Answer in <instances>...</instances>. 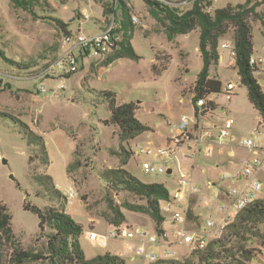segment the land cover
<instances>
[{
    "label": "rangeland",
    "instance_id": "374dc122",
    "mask_svg": "<svg viewBox=\"0 0 264 264\" xmlns=\"http://www.w3.org/2000/svg\"><path fill=\"white\" fill-rule=\"evenodd\" d=\"M124 1L141 18L133 37L134 47L141 54L140 60L123 58L108 67H102L104 61L86 58L77 72L65 78L59 76L41 80L34 76L61 52L63 34L80 28L85 31L104 28L111 22L113 15H104L103 6L97 0H37L28 9L16 5L13 0H0V50L4 53H0V202L8 205L13 216L14 232L26 249L46 250L47 237L40 234L39 217L35 212L25 209L24 204L43 208L59 202L54 193L46 191V184L35 181V176L49 173L64 193L70 185L73 186L76 196L70 202L68 199V212L77 221L85 223L86 230L90 228L89 225L96 223L89 222L88 213L103 220L96 231L107 233L110 230L105 218L109 212L110 196L127 212L129 219L126 222L129 225H139L158 238L153 249L160 255L165 237L157 233L150 216L143 213L140 218L136 212L123 207L125 201H143L121 188L110 187L101 173L109 168L123 166L147 183L161 182L177 190L178 169H187L190 184L184 203L190 198L189 207L193 215L192 218H184L183 224L198 230L201 225L206 226L208 218L217 220L223 216L219 209L222 204L220 194L227 188L239 185L222 177L224 173L230 175L239 172L241 159L251 156L250 150L241 146V141L250 137L255 140L259 138L256 132L259 112L248 99V90L241 82L238 69L229 66L230 49L220 47L224 60L213 67L211 74H219L222 92L209 96L208 100H213L216 108L208 111L203 123L213 128L217 137L215 124L221 127L225 125L226 119L233 118L235 123L230 129L231 136L222 145L218 140L212 143V156L206 154L207 143L203 146L192 140L185 144L178 162L174 160L168 163V166L174 165L177 169L174 175L144 172L142 165L147 156L133 154L136 144L147 145L151 141L150 146L153 148L165 146L175 133L173 126L180 124L184 116L189 120V128L196 131L191 91L203 67V60L196 50L199 31H193L189 36H179L180 43L177 40L170 42L164 27L150 14L143 0ZM163 1L181 10H187L190 6L183 0ZM245 1L220 0L218 5L224 7L229 3ZM120 10L119 6L118 13ZM253 25V55L264 59V28L259 20L253 21ZM231 36L232 32L228 34L229 38ZM156 54L161 58L157 63L160 66L170 60L168 68L159 76L152 70ZM257 79L264 88V73L258 74ZM40 81L45 83L47 92L42 93L37 89ZM230 82L236 84L231 98L227 94ZM102 91L115 92L118 103L138 104L137 117L151 127L150 136L145 132L125 144L127 151L131 152L126 165L122 163L125 153L120 149L119 128L106 123L111 117V110L108 101L100 93ZM182 97L184 102H181ZM17 119L28 123L34 131L44 136L51 160L49 166L42 163L38 149L27 144L21 127L15 122ZM233 136L235 139H232ZM76 161H79V165H71L67 173L68 164ZM11 174L16 180L11 178ZM258 179L264 183V172L258 175ZM210 182L216 184L210 186ZM194 187L201 188V193L195 195ZM27 195L30 199L26 198ZM258 195L264 196V188ZM206 201H209L208 205ZM165 214V231L170 240L175 242L171 244L172 250L176 252L167 257L181 262L197 261L192 255L195 250L180 243L174 236L182 222H175L170 213ZM49 231L47 228L46 232ZM214 238L210 236L208 241ZM132 241L110 238L107 246H101L91 242L85 233L81 236V244L88 258L106 252H118L127 256L126 264H153L136 253V260L130 258L128 248L134 244ZM251 244L258 246L256 240ZM260 248L254 264H264V247ZM26 264L48 263L36 261Z\"/></svg>",
    "mask_w": 264,
    "mask_h": 264
},
{
    "label": "trees",
    "instance_id": "16d2710c",
    "mask_svg": "<svg viewBox=\"0 0 264 264\" xmlns=\"http://www.w3.org/2000/svg\"><path fill=\"white\" fill-rule=\"evenodd\" d=\"M13 1L16 5L28 9L33 7L37 0ZM97 1L102 4L104 15H113L116 30L121 33L120 47L106 58L104 65L109 66L115 60L123 58L139 60L141 55L132 43L137 29V25L132 21V9L124 0H117V4L105 0ZM191 1L190 8L181 10L163 0H144L150 14L164 27L170 41L177 35L199 31L198 45L203 67L191 91L196 117L200 113V107L197 106L198 99L207 100L208 96L222 92V81L218 76H212L211 68L219 64L221 41L229 38L230 32L236 50L235 64L231 67L238 69L241 82L247 87L248 99L264 114V91L257 79L255 67L251 64L255 49L253 21L259 20L264 28V0H246L217 8L214 7L213 0ZM119 6L121 10L118 13ZM0 53L4 54L1 50ZM160 60L157 54V62L152 66L156 76L161 75L170 62V60L166 61L160 66L157 64ZM100 93L108 101L111 110V117L106 123L114 124L119 128L120 149L125 153L122 163L126 165L131 152L127 151L125 144L150 130L151 127L137 117V110L140 108L138 104L118 103L116 93L113 91ZM215 108V102L207 100L203 112L207 113ZM15 122L21 127L27 144L34 145L38 149L42 163L49 166L51 160L44 136L20 119ZM75 164L79 165V161L68 164L67 173L71 165ZM101 176L110 187L121 188L143 201H125L123 207L148 214L154 222L157 233L160 235L166 233L164 229L166 216L161 209V202L168 200L171 193L164 183H147L123 166L106 169ZM35 181L46 184V191L54 193L59 199L57 204L43 208L30 203L24 204L25 209L35 212L39 217L40 234L47 237L46 250L36 251L22 246L13 229L10 209L6 203L0 202V264H26L36 261H45L48 264H126L124 257L110 252L88 258L81 244L85 226L67 211L68 196L56 186L49 173L35 176ZM108 209L109 212L105 214L108 222L114 225L126 222L127 217L122 206L117 205L110 196H108ZM192 213V208L189 207L187 219L192 218ZM47 228L50 229L49 232H46ZM255 240L258 246L251 244ZM261 246L264 247V198L249 203L227 226L223 235L209 240L204 248L196 249L192 255L197 261L181 262L174 258H160L153 264H253Z\"/></svg>",
    "mask_w": 264,
    "mask_h": 264
},
{
    "label": "built area",
    "instance_id": "2783aa9c",
    "mask_svg": "<svg viewBox=\"0 0 264 264\" xmlns=\"http://www.w3.org/2000/svg\"><path fill=\"white\" fill-rule=\"evenodd\" d=\"M191 1V0H190ZM134 23H139L140 18L136 15L132 16ZM117 26L112 18L111 22L104 28L96 32H85L82 29L71 31L63 34L60 40V53L51 61H49L34 77L38 79L63 77L71 75L79 70L81 62L86 58L94 60L106 59L112 52L120 47L121 33L118 32ZM222 48H229L231 59L229 66L235 64L236 50L235 43L232 38L224 39L221 44ZM251 64L255 67V73H264V59L256 58L254 55L251 57ZM236 84L230 82L227 87V94L229 98L234 94ZM37 89L45 93L47 92L46 85L43 81L37 86ZM263 91L264 88L262 87ZM183 100V98L181 99ZM207 104L205 98L198 99L197 106L200 107L199 116L195 121L196 140L200 143H207L206 154L212 156L214 148L212 143L218 140L219 144H223L226 138L230 137V129L233 127L235 121L233 118H228L225 125L218 127L215 124V129L218 130L217 137L214 135L213 128L206 127L204 120L206 114L204 113V106ZM259 120L256 132L259 135L258 140L254 138H245L241 141V146L250 150L251 156L243 157L241 159V170L233 172L230 175L223 174V179H231L236 182L244 181L242 185H234L227 189L230 200L222 202L220 211L223 216L220 219L208 218L206 226L200 229H190L186 225H182L174 232V236L180 243H185L190 246L192 250L202 249L207 245L208 237H219L224 234L227 226L236 218L238 213L245 208L249 203L258 199V192L264 188L262 180L258 179V175L264 172V114L259 110ZM175 132L174 137L165 145L158 148H153L150 145L138 144L135 150L136 155L144 154L147 159L143 162V170L145 173H168L170 169L168 163L173 160H179V154L183 149L181 144V135L188 134L191 130L189 128V120L183 117L178 125L173 126ZM193 131V130H192ZM232 139H235L233 136ZM171 175L174 174V168H171ZM179 176L177 178V185L179 188L170 189L171 196L168 200L162 201V211L169 212L175 222H182L187 218V211L189 209L188 202L185 204L187 186L190 184L189 173L186 169L179 167ZM214 183L210 182L209 185L213 186ZM194 194L201 193V188L194 187ZM217 194V192L215 193ZM75 196L72 189L68 193V198ZM207 205L209 202L206 203ZM86 237L93 243L101 246H107L110 238H125V239H140V244L135 248H130L137 255L143 256L148 262H154L161 258L154 250H149L147 244H157L158 238L149 234V232L139 226H131L125 223L119 225H112V228L107 233H99L94 230H87ZM165 237L167 250L164 256L176 254L171 249V243Z\"/></svg>",
    "mask_w": 264,
    "mask_h": 264
},
{
    "label": "crops",
    "instance_id": "0c3cea01",
    "mask_svg": "<svg viewBox=\"0 0 264 264\" xmlns=\"http://www.w3.org/2000/svg\"><path fill=\"white\" fill-rule=\"evenodd\" d=\"M144 1V0H143ZM183 2L184 3H186V4H188V5H190L189 6V8L192 6V1H190V0H183ZM219 2H220V0H213V5H214V7L215 8H217V7H220L218 4H219ZM146 4V3H145ZM147 5V4H146ZM135 14L132 12V16H134ZM137 16V15H136ZM140 18V17H139ZM141 23V18H140V22L139 23H134V24H136V25H139ZM80 29H82V28H80ZM95 29V28H94ZM100 29H102V28H100V27H98V28H96L94 31H85L84 29H82L83 31H85V32H96V31H99ZM137 29H138V27H137ZM136 29V30H137ZM197 32V31H196ZM135 33H136V31H135ZM135 33H134V35H135ZM192 34V32L191 33H189V34H185V35H187V36H189V35H191ZM179 36H181V35H177L176 36V38L174 39V40H172V41H170V42H173V41H175V40H177L178 41V43H180V41H179ZM168 39V38H167ZM224 40H222L221 41V44H222V42H223ZM132 43H133V39H132ZM133 46H134V44H133ZM196 50L199 52V45H197V47H196ZM200 53V52H199ZM220 53H221V51H220ZM141 55V54H140ZM157 55V54H156ZM156 55H155V60H154V62H153V64L154 63H156L157 61H156ZM159 55V54H158ZM141 59V58H140ZM139 59V60H140ZM101 61H105L106 59H100ZM117 60H119V59H117ZM117 60H115L114 62H116ZM220 60L221 61H223L224 60V55L221 53V58H220ZM113 62V63H114ZM113 63H111L110 65H112ZM109 65V66H110ZM103 66H106V65H102V67ZM153 66V65H152ZM217 66V65H216ZM108 67V66H107ZM153 70V69H152ZM213 70V67H212V69H211V71ZM212 76H214L213 74H212ZM219 78H220V76H219V74L217 75ZM65 77H67V76H63V77H59V78H65ZM59 78H57V79H59ZM197 78V77H196ZM196 80V79H195ZM191 90L189 89V92H190ZM191 94H192V92H191ZM193 96V95H192ZM183 98V97H182ZM181 98V99H182ZM209 99V96H208V98H207V100ZM210 101V100H209ZM213 101V100H212ZM181 102H184V98H183V100H181ZM140 107V106H139ZM214 110V109H213ZM208 113V112H207ZM146 124V123H145ZM191 131L186 135V134H184V135H181L180 136V138H181V144H183V145H185V144H189V142L190 141H192V140H195V141H197L196 140V133L194 132V131H192V129H190ZM146 132H148V135L150 136L151 135V133L149 132V130L148 131H146ZM145 133V132H144ZM144 133H142L141 135H143ZM175 134V133H174ZM141 135H139V136H141ZM138 136V137H139ZM174 137V135L172 136V138ZM137 138V137H136ZM171 138V139H172ZM171 139H169L168 140V142L171 140ZM132 140H134V139H132ZM204 144H206V143H202V145L204 146ZM137 145L138 144H136V148H137ZM221 151H223V149H221ZM75 154V153H74ZM133 154H134V152H133ZM177 162H178V160H176ZM171 162V161H170ZM173 162H174V160H173ZM169 168L171 169V168H174V174H175V172H176V168H175V166L174 165H170L169 166ZM179 170V169H178ZM187 170V169H186ZM188 171V170H187ZM168 173H173L172 172V169H171V172H169L168 171ZM189 173V172H188ZM173 174V175H174ZM231 180V179H230ZM234 181V180H233ZM236 182V181H235ZM214 184H216L215 182H213ZM236 183H239V185H242L243 184V181H240V182H236ZM60 190H61V188L60 187H58ZM171 188H174V187H171ZM171 188H169V189H171ZM73 189V186L72 185H70L69 186V189L67 190V192L65 193L67 196H68V193L71 191ZM228 189V188H227ZM62 191V190H61ZM63 192V191H62ZM75 192V191H74ZM64 193V192H63ZM215 193H216V191H215ZM194 195V194H193ZM195 195H197V194H195ZM76 196V195H75ZM74 196V197H75ZM220 198V201L221 202H228L229 200H230V196L228 195V192H227V190L225 191V192H223V193H221L220 194V196H219ZM264 197V196H263ZM263 197H261V196H259L258 195V198H263ZM73 198V197H72ZM69 199V202H70V199L71 198H68ZM188 205H189V203H190V198L188 199ZM207 202H209V201H206L205 203H207ZM161 204H162V202H161ZM69 205V204H68ZM68 205H67V211H68ZM162 209V208H161ZM124 213L126 214V217H127V219H129V217H128V214H127V212L126 211H124ZM163 213L165 214V211H163ZM167 213H169V212H167ZM136 215H139V217L140 218H142L140 215L142 214V215H144L143 213H139V212H136L135 213ZM171 214V213H170ZM201 215H203V212H201L200 213ZM148 215V214H147ZM146 215V216H147ZM188 215V214H187ZM196 215H198L199 217H200V215H199V213H197ZM165 216H166V214H165ZM88 219H89V222L90 223H93L94 221H96V223L94 224V225H89V229H87V230H94V231H96L95 229L98 227V225L100 224V223H102V219L101 218H98V217H93V216H91L89 213H88ZM201 219V218H200ZM81 223H83V222H81ZM107 223H108V225L112 228V225L113 224H111L110 222H108L107 221ZM165 223V222H164ZM84 224V226H85V231H84V233L87 231L86 230V228H87V225L85 224V223H83ZM125 224H128L129 225V223H127V222H125ZM153 224H154V222H153ZM182 225H183V223H182ZM131 226H139V225H131ZM140 227V226H139ZM111 228H110V230H111ZM200 228L202 229V228H204V226L203 225H201L200 226ZM164 229L167 231V228L164 226ZM110 230H108V232L110 231ZM96 232H98V231H96ZM99 233H101V232H99ZM86 234V233H85ZM103 234V233H102ZM83 235V234H82ZM166 237H167V239H168V241L170 242V243H175V242H173V241H171L170 240V237H169V235H168V233H166ZM210 237V236H209ZM130 240H133L132 242H134V244L132 245V246H130L129 248H128V253L130 252L131 253V255H130V258L132 259V260H136V256H135V253L133 252V251H130V248H135L138 244H140V239H130ZM109 243V242H108ZM165 243H166V241H165ZM108 245V244H107ZM153 247H154V244H147V248L149 249V250H154L153 249ZM171 249H172V244H171ZM166 250H167V246H166V244H164V246H163V248H162V250H161V252L162 253H160V256H161V258H166V259H169V257H167V256H164V254H165V252H166ZM113 254H118V255H120V256H122V257H124V258H127V256H125V255H123L122 253H118V252H116V253H113ZM129 257V256H128ZM175 258H178V257H175ZM147 261V260H146ZM253 264H254V262H253Z\"/></svg>",
    "mask_w": 264,
    "mask_h": 264
},
{
    "label": "water",
    "instance_id": "95a60500",
    "mask_svg": "<svg viewBox=\"0 0 264 264\" xmlns=\"http://www.w3.org/2000/svg\"><path fill=\"white\" fill-rule=\"evenodd\" d=\"M4 162L6 163V162H7V160H6V159H4ZM168 171H169V172H171V169H169ZM11 178H12V179H14V180H16V178H15V176H14L13 174H11ZM26 198H27V199H30V196H29V195H27V196H26Z\"/></svg>",
    "mask_w": 264,
    "mask_h": 264
}]
</instances>
